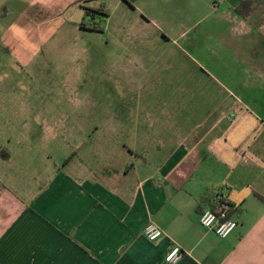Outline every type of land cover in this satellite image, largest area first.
<instances>
[{"label":"crops","instance_id":"obj_1","mask_svg":"<svg viewBox=\"0 0 264 264\" xmlns=\"http://www.w3.org/2000/svg\"><path fill=\"white\" fill-rule=\"evenodd\" d=\"M242 1L205 0L222 80L202 119L117 120L116 150L81 149L80 136L66 148L0 102V264H166L173 245L175 264H264V0L246 19ZM190 25L177 34L195 50ZM216 191L238 222L225 239L199 224Z\"/></svg>","mask_w":264,"mask_h":264},{"label":"rangeland","instance_id":"obj_2","mask_svg":"<svg viewBox=\"0 0 264 264\" xmlns=\"http://www.w3.org/2000/svg\"><path fill=\"white\" fill-rule=\"evenodd\" d=\"M195 5L0 0V102L66 148L80 136L81 149L116 150L117 120L202 119L207 86L212 74L222 80V71L221 62L207 59L208 4ZM86 9L104 14L90 19L101 31L79 29ZM181 21L197 23L188 28L195 50L187 38H178Z\"/></svg>","mask_w":264,"mask_h":264},{"label":"built area","instance_id":"obj_3","mask_svg":"<svg viewBox=\"0 0 264 264\" xmlns=\"http://www.w3.org/2000/svg\"><path fill=\"white\" fill-rule=\"evenodd\" d=\"M231 210L232 206L228 196L216 191L210 198V205L201 212L199 224L204 230L214 233L220 239H225L238 226V222L230 216ZM144 236L148 241L155 242L163 236V231L156 224L149 223L144 228ZM180 258L181 248L173 245L168 249L165 263L175 264Z\"/></svg>","mask_w":264,"mask_h":264},{"label":"trees","instance_id":"obj_4","mask_svg":"<svg viewBox=\"0 0 264 264\" xmlns=\"http://www.w3.org/2000/svg\"><path fill=\"white\" fill-rule=\"evenodd\" d=\"M255 1L256 0H244V1H242L241 4L235 9L236 14H238L241 17H243L244 19H246L250 15ZM85 2H87V1H85ZM94 14L95 15H98V14L104 15V14L100 13L99 10L86 9L87 20L82 21V23H80L79 29L81 31H88V32H99V31H101V29L98 27V25H96L94 20H91L92 23L90 21V19L95 18ZM93 22L95 23V26L92 25Z\"/></svg>","mask_w":264,"mask_h":264}]
</instances>
